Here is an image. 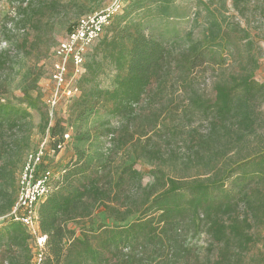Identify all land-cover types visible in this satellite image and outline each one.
<instances>
[{
	"label": "trees",
	"instance_id": "16d2710c",
	"mask_svg": "<svg viewBox=\"0 0 264 264\" xmlns=\"http://www.w3.org/2000/svg\"><path fill=\"white\" fill-rule=\"evenodd\" d=\"M64 3L18 2L1 21L3 35L55 16ZM194 4L195 26L179 32L177 21L191 16L189 1L178 10L177 0H130L86 55L66 117L51 116L28 86L10 97L0 76V264L34 257L32 236L10 216L33 111L51 149L60 151L67 131L72 148L39 205L46 243L38 264H264V83L256 79L263 50L246 27L224 24L213 1L204 4L203 23ZM25 36H15L16 47L30 46ZM10 52L0 51V68ZM211 68L228 81L209 97L198 75ZM107 70L114 76L104 88ZM120 153L135 161L126 164ZM99 212L118 224L71 226Z\"/></svg>",
	"mask_w": 264,
	"mask_h": 264
},
{
	"label": "rangeland",
	"instance_id": "374dc122",
	"mask_svg": "<svg viewBox=\"0 0 264 264\" xmlns=\"http://www.w3.org/2000/svg\"><path fill=\"white\" fill-rule=\"evenodd\" d=\"M22 0H0V51L11 48L7 62L0 68V76L4 79H8L9 83V96L10 97H20L22 96V89L24 87H30L33 94H41L45 104L48 106L49 111H57L67 116L66 106L70 97L67 91L69 88L74 86L77 76L75 75L74 67L69 64L66 73V84L63 86L65 88H58L54 79L55 63L59 61V56L56 54V48L59 43L64 40L70 28L78 23L80 18L93 14L96 12H101L108 8L116 0H64L65 7H60L57 14L53 17H44L42 22H35L33 25H26L24 28L11 29L6 36L2 33L1 25L2 19L5 16L8 18L14 16V12L17 10L18 2ZM123 2V10L128 5L130 0H120ZM187 1L190 2L189 7L192 8L191 16L186 19H181L177 21L176 28L179 32H187L193 29L196 22L194 19V7L195 0H177V9L183 8ZM213 1L214 5L211 8L216 11L219 17L225 19L224 24L229 22L240 23L241 26L246 27L251 35V38L255 43L260 46L263 50V56L259 60V68L256 71V79L264 83V0H241L238 5L235 4V0H199L198 10L201 12L199 22L203 23L206 19V10L204 4H209ZM69 3V4H68ZM123 10L120 14L123 13ZM203 29V26L197 25L194 29V34L199 36V32ZM20 38L29 37V47L20 45L16 47L17 41L14 39L15 36ZM9 38L11 41H7ZM96 44V43H95ZM88 49L87 55H89L93 47ZM87 58V57H86ZM114 72L107 70L104 74L100 76L101 86L104 88L111 87ZM199 82L200 88L204 95L212 97L215 91L220 87L222 82L228 81L225 74L218 73V70L214 71L211 68L208 72L200 74ZM55 100V104L52 102ZM261 110L264 111V103L261 106ZM32 121L34 123V133L32 136L31 150H36L39 148L49 133L44 132L40 126L42 118L39 112L33 111ZM168 124V121L165 122ZM68 142L64 148H62L58 153H53L51 151L50 144L46 143V156L44 158V166H48L52 171L57 174L61 171L63 166L69 161L72 156V148ZM119 157L125 159V163H132L135 161L133 156L125 158L123 153L119 154ZM136 167L147 172L149 166L137 161ZM22 165L18 169V175ZM17 175V177H18ZM148 181V177L145 178V182ZM2 219H0V223ZM105 223L107 225L118 224L112 218H108L104 212L97 213L91 221H87L84 225L71 224V226L80 230L82 227H93L96 228L98 224ZM201 245H206V235H203L199 239ZM32 251L35 252L36 245L34 240H31ZM205 251H202V255ZM31 264H36V259H33Z\"/></svg>",
	"mask_w": 264,
	"mask_h": 264
},
{
	"label": "built area",
	"instance_id": "2783aa9c",
	"mask_svg": "<svg viewBox=\"0 0 264 264\" xmlns=\"http://www.w3.org/2000/svg\"><path fill=\"white\" fill-rule=\"evenodd\" d=\"M123 9V2L116 0L108 8L101 12L86 15L76 23L67 37L62 40L56 48L59 61L55 63L53 79L58 88H64L66 84V73L69 64L74 67L77 78L85 71L84 64L88 49L97 43L105 34L112 19ZM65 90V88H64ZM69 97L78 93L75 86L67 91ZM55 104V100L52 102ZM52 111L50 112L52 116ZM71 140V132L64 134V143L59 147L61 150ZM46 143L50 144L47 136L42 145L36 150H28L25 154L22 167L17 177L18 197L10 216L20 221L36 245L33 252L36 264L42 259L46 243V236L42 234L39 225V205L49 192V186L54 172L48 166H44L46 156ZM53 153H57L51 149ZM33 261V260H32Z\"/></svg>",
	"mask_w": 264,
	"mask_h": 264
}]
</instances>
